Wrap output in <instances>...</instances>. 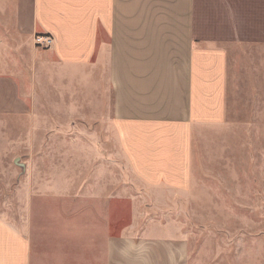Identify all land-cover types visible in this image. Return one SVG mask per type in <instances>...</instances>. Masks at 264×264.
Masks as SVG:
<instances>
[{
  "label": "crops",
  "instance_id": "1",
  "mask_svg": "<svg viewBox=\"0 0 264 264\" xmlns=\"http://www.w3.org/2000/svg\"><path fill=\"white\" fill-rule=\"evenodd\" d=\"M263 64L264 0H0V117L95 120L96 183L86 167L53 169L63 182L47 189L102 217L95 252L73 255L0 214V264H189L176 209L197 190L193 139L230 126L228 91Z\"/></svg>",
  "mask_w": 264,
  "mask_h": 264
},
{
  "label": "rangeland",
  "instance_id": "2",
  "mask_svg": "<svg viewBox=\"0 0 264 264\" xmlns=\"http://www.w3.org/2000/svg\"><path fill=\"white\" fill-rule=\"evenodd\" d=\"M255 69V79H239L238 88L234 80L228 91L230 126L213 138L193 139L191 180L197 190L185 208L176 209L189 264H264V64ZM85 124L79 112L0 117V214L22 225L41 250L95 252L101 211L94 203L76 206L47 189L52 178L63 182L48 175H60L53 169L79 173L86 167L88 183H96V152L89 139L101 129L95 120ZM119 163L124 168V161ZM79 178L72 176L71 182ZM129 214L121 202L115 227L121 229Z\"/></svg>",
  "mask_w": 264,
  "mask_h": 264
},
{
  "label": "built area",
  "instance_id": "3",
  "mask_svg": "<svg viewBox=\"0 0 264 264\" xmlns=\"http://www.w3.org/2000/svg\"><path fill=\"white\" fill-rule=\"evenodd\" d=\"M34 43L39 47H50L52 45V38L48 35H37L34 38Z\"/></svg>",
  "mask_w": 264,
  "mask_h": 264
}]
</instances>
